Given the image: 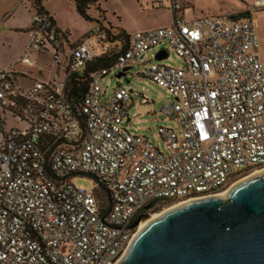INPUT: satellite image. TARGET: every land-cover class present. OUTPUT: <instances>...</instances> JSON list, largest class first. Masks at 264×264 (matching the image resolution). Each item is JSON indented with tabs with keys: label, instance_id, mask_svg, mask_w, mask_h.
Returning <instances> with one entry per match:
<instances>
[{
	"label": "built area",
	"instance_id": "built-area-1",
	"mask_svg": "<svg viewBox=\"0 0 264 264\" xmlns=\"http://www.w3.org/2000/svg\"><path fill=\"white\" fill-rule=\"evenodd\" d=\"M30 1L29 39L0 68V264H117L146 205V213L165 211L221 195L264 170V0H250L248 18L237 21L194 17L181 0H148L172 13L169 26L126 38L94 29L66 50L42 0ZM155 48L166 57L155 54L138 75L164 90L160 113L174 126L155 127L154 142L124 126L134 93L116 75ZM169 50L180 66L162 62ZM29 53L50 54L53 78L20 70L34 66ZM98 59L109 65L70 98V77ZM105 77L118 81L109 94ZM82 175L92 189L72 182Z\"/></svg>",
	"mask_w": 264,
	"mask_h": 264
},
{
	"label": "water",
	"instance_id": "water-1",
	"mask_svg": "<svg viewBox=\"0 0 264 264\" xmlns=\"http://www.w3.org/2000/svg\"><path fill=\"white\" fill-rule=\"evenodd\" d=\"M247 18L244 13L228 19ZM165 57V51L155 55L157 60ZM117 264H264V171L237 181L221 195L163 211L137 231Z\"/></svg>",
	"mask_w": 264,
	"mask_h": 264
},
{
	"label": "rangeland",
	"instance_id": "rangeland-1",
	"mask_svg": "<svg viewBox=\"0 0 264 264\" xmlns=\"http://www.w3.org/2000/svg\"><path fill=\"white\" fill-rule=\"evenodd\" d=\"M181 2L185 7L191 8L198 15H201V17L219 16L226 18L231 11L240 7V0H181ZM98 4L99 8L105 11V21H102V26L106 27L107 24H110L113 28V33L122 30L126 35L130 36L134 33L130 32L136 28L144 30L151 29L166 24L170 19L169 12L166 9L152 7L148 0H99ZM93 14L98 17L97 12L93 11ZM140 31L143 30L139 29L135 32ZM257 35L261 43L260 54L264 67V38L262 31L259 30ZM19 42V40H14L12 43L0 45V62L13 58L19 47ZM158 50L159 48H155L148 52L143 63H136L120 79V85L127 91L130 90L134 93L133 100L135 102L128 109L129 120L124 123V126H126L129 133L148 137L154 142L156 141L155 127L174 126L172 121L166 119L160 113L162 105L169 101L166 98L164 90L149 83L138 75L144 67L157 62L154 59V55ZM27 56L34 61V66L21 67L20 70L25 72L31 71L33 74H36L38 69L52 71L51 68L47 67L51 63L50 54L38 56L35 53H29ZM162 62L174 67L181 65V62L175 58L174 53L170 50L168 57ZM117 82L114 77H105L101 81V88L105 90L106 94H109ZM141 96L147 100V104L140 103ZM72 182L79 187L89 190L93 188L94 184L92 177L84 175L76 177ZM162 212V209H153L146 214L155 215Z\"/></svg>",
	"mask_w": 264,
	"mask_h": 264
},
{
	"label": "crops",
	"instance_id": "crops-1",
	"mask_svg": "<svg viewBox=\"0 0 264 264\" xmlns=\"http://www.w3.org/2000/svg\"><path fill=\"white\" fill-rule=\"evenodd\" d=\"M74 2L75 0H42L39 3V8L50 15L56 27L65 33L66 41L62 46L63 50H66L69 45L77 43L92 30L98 29L96 24L85 21L79 16L75 9ZM164 2H168V0ZM249 2L250 0H240V7L231 11L226 18L244 13L248 14ZM34 10L30 0H0V45L12 43L14 40L20 41L19 47L13 58L0 62V68L15 62L21 56L23 47L30 36L31 19ZM166 10L169 12V22L151 29L167 27L171 24L172 13L168 9ZM93 11L96 12L94 8H91L88 14L92 18H96ZM188 13L194 17H201V15H198L191 8H188ZM139 29L144 31V29L136 28L130 33H135V31ZM47 67L51 68L52 71L38 69L36 74L27 71L31 73L30 80H46L53 78L54 72L51 63Z\"/></svg>",
	"mask_w": 264,
	"mask_h": 264
},
{
	"label": "trees",
	"instance_id": "trees-1",
	"mask_svg": "<svg viewBox=\"0 0 264 264\" xmlns=\"http://www.w3.org/2000/svg\"><path fill=\"white\" fill-rule=\"evenodd\" d=\"M99 0H75V9L79 16L88 22H93L96 24L99 31L105 32L108 36L114 37L113 35V28L110 26V24H107L106 27L102 26V21H105L104 14L105 11L101 10L99 8L98 4ZM91 8H94V10L98 13V17L92 18L88 12ZM116 35L118 37H128L126 33L122 30H119ZM109 65V62L104 61L103 59L95 60L93 63L89 64L81 73L74 74L72 77H70L68 83H67V95L70 98L78 99L84 92L86 91V87L89 80V75L91 71H93L96 68L100 67H106ZM146 213L145 211H142L141 214Z\"/></svg>",
	"mask_w": 264,
	"mask_h": 264
},
{
	"label": "bare ground",
	"instance_id": "bare-ground-1",
	"mask_svg": "<svg viewBox=\"0 0 264 264\" xmlns=\"http://www.w3.org/2000/svg\"><path fill=\"white\" fill-rule=\"evenodd\" d=\"M264 170H260V171H257V172H254L253 174L251 175H256V174H259L261 172H263ZM225 193V192H224ZM180 205V204H179ZM175 207V206H174ZM163 213V212H162ZM162 213L160 214H155V215H142L139 219V223H138V226H137V231H140L142 230L151 220L159 217Z\"/></svg>",
	"mask_w": 264,
	"mask_h": 264
}]
</instances>
